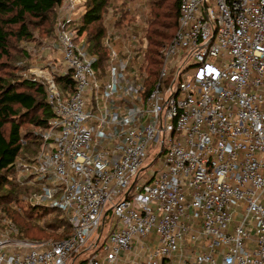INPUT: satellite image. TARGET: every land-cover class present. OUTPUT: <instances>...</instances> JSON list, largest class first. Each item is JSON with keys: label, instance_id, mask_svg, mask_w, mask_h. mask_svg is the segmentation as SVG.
Here are the masks:
<instances>
[{"label": "built area", "instance_id": "obj_1", "mask_svg": "<svg viewBox=\"0 0 264 264\" xmlns=\"http://www.w3.org/2000/svg\"><path fill=\"white\" fill-rule=\"evenodd\" d=\"M86 3L57 10L62 69L31 70L54 117L20 181L71 234L15 241L8 223L0 264H264V0H182L155 81L143 33L109 18L100 64Z\"/></svg>", "mask_w": 264, "mask_h": 264}, {"label": "trees", "instance_id": "obj_2", "mask_svg": "<svg viewBox=\"0 0 264 264\" xmlns=\"http://www.w3.org/2000/svg\"><path fill=\"white\" fill-rule=\"evenodd\" d=\"M181 1L153 0L149 4L151 18L145 39L148 42L147 70L152 81L159 77L164 47L178 29ZM62 2L0 0V210L18 224L22 237L32 240L43 239L46 235L62 240L71 231L64 218L42 227L33 224L28 216L12 211V204L27 192L13 181L17 159L23 152L36 153L42 140L33 129H46L54 117L45 86L29 80L14 81L13 67L21 53L19 45L33 37V30L40 31L43 36L55 31L57 10ZM109 6L110 0H87L78 27L85 33L89 50L98 56L101 65L107 56L103 40L106 36L104 18ZM59 84L64 87V84L71 85V81L66 77L59 79ZM61 229L62 233H58ZM75 258L74 264H86L85 254Z\"/></svg>", "mask_w": 264, "mask_h": 264}, {"label": "rangeland", "instance_id": "obj_3", "mask_svg": "<svg viewBox=\"0 0 264 264\" xmlns=\"http://www.w3.org/2000/svg\"><path fill=\"white\" fill-rule=\"evenodd\" d=\"M135 1L133 0H110V6L107 10V13L104 18V27L106 28L107 34V25L110 26V21L114 20L115 24L120 22L119 26L125 25L129 20L128 13L129 9L134 10L139 6H135L138 3L134 4ZM153 0H150V5L152 4ZM140 3V2H139ZM135 13V12H134ZM109 18V20H108ZM139 14H135L133 16V22L135 24H140L143 28L147 29V22L150 20V12L149 10L145 13V20L144 22L140 21ZM117 19V20H116ZM131 24V23H130ZM79 27V26H78ZM129 32V30H126ZM144 31V30H143ZM33 37L19 45V50L21 51L19 58L14 62V81H33L34 75L32 74L31 70L37 67H44L49 65H56L59 66V69H62V55L60 51L55 46V31L48 36H43L40 31L33 30ZM142 33V32H141ZM61 73V72H58ZM35 135H40V133L44 132V129H33ZM40 147L36 151L35 154L25 153L23 152L17 159L16 166H15V173L13 176L14 184L17 185L21 189H26L27 192L24 195L30 194L27 186H21L20 181H24L28 174L31 173L32 168L34 166V158L37 155ZM152 162V158L148 160L145 171L142 173V177H149L155 172V170L159 167L158 165L150 167V163ZM20 196L13 204H12V211L15 212L17 215L21 216H28L29 220L36 225L45 227L47 224L50 223H57V219L64 218L62 214L58 211L51 210V209H40L36 212L35 209L31 207H27V205L23 201V196ZM8 223H12L16 229L17 234L12 235V239L15 241H29V242H40V241H50L55 240L54 237H46L43 236V239L32 240L29 238H24L21 236V230L18 224L9 216L4 214L0 210V229H3ZM115 224V218L113 212H109L105 224L104 234L106 235L111 228V226ZM59 230L58 233H62ZM51 234V232H49ZM53 236V235H50ZM71 264V262L69 263Z\"/></svg>", "mask_w": 264, "mask_h": 264}, {"label": "crops", "instance_id": "obj_4", "mask_svg": "<svg viewBox=\"0 0 264 264\" xmlns=\"http://www.w3.org/2000/svg\"><path fill=\"white\" fill-rule=\"evenodd\" d=\"M133 1H135L134 4L138 3L135 6H139V9L137 7L134 10V7H133V9H129L128 10V13H126V14L129 15V18L131 19V21L129 20L123 26V28H125L126 30L128 29L130 33H134V34H137V33H141L142 32L143 33V36L145 37V29L140 24H135V22H133V16L135 14H139L140 21L144 22V20H145L144 19L145 18V13L149 10L150 0H133ZM147 25H148V22H147Z\"/></svg>", "mask_w": 264, "mask_h": 264}]
</instances>
